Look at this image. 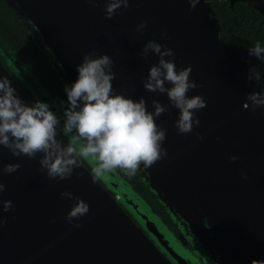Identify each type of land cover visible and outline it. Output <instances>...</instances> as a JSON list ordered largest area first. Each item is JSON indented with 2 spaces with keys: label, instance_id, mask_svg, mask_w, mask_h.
Instances as JSON below:
<instances>
[{
  "label": "water",
  "instance_id": "1",
  "mask_svg": "<svg viewBox=\"0 0 264 264\" xmlns=\"http://www.w3.org/2000/svg\"><path fill=\"white\" fill-rule=\"evenodd\" d=\"M3 1L63 85L76 79L83 54L95 50L94 55L106 53L113 61V94L143 97L153 113V100L166 107L154 119L167 130L162 142L167 155L147 168L141 162L134 175L179 234L116 169L98 176L103 186L76 156L69 177L50 178L40 165L43 151L14 156L0 145V182L6 186L0 201L10 199L14 205L5 212L0 204V219L7 218L0 225V264H251L254 258L264 264V106L243 107L248 93L264 87L251 70L252 55L238 52L221 36L212 6L220 0H199L193 8L188 0H129L111 18L102 10L108 0H96L95 7L88 0ZM228 1L232 9L238 2L248 4L264 22V0ZM142 19L148 23L138 29ZM148 40L174 49V56L165 59L174 60L178 71L191 65L189 79L199 86L186 95L203 93L207 102L196 110L200 123L192 132H177L173 121L179 109L166 92L144 87L149 68L160 59L152 49L145 52ZM14 59L24 67L19 57ZM0 75L8 76L26 104H33L1 62ZM38 88L58 117L55 127L72 143L77 134L75 129L64 132V108L41 84ZM197 133L204 139L197 140ZM55 138L67 146L57 132ZM82 143L78 139L73 147ZM231 155L238 159L231 161ZM82 158L92 170L97 166ZM17 162L16 171H3L6 163ZM63 191L72 196L62 197ZM78 201L86 202L88 211L72 218L81 225L75 228L66 214Z\"/></svg>",
  "mask_w": 264,
  "mask_h": 264
},
{
  "label": "clouds",
  "instance_id": "2",
  "mask_svg": "<svg viewBox=\"0 0 264 264\" xmlns=\"http://www.w3.org/2000/svg\"><path fill=\"white\" fill-rule=\"evenodd\" d=\"M88 2L96 6V0ZM198 2L199 0H188L189 7H195ZM121 5L127 8L129 0H108L102 7L105 17L111 18ZM147 23L146 19H142L137 28L144 29ZM161 37H167L166 31L161 32ZM148 49L158 53L160 59L157 65L149 68L148 76L143 82L144 87L150 91L166 92L169 102L179 109L178 119L173 121L177 132H192L194 125L200 123L196 110L205 107L207 102L203 93L191 97L186 95L189 89L199 86L197 81L189 79L191 65L178 71L174 60L165 59V56H174V49L156 40L147 41L144 45L145 52ZM94 52L95 50L83 54L82 62L76 65V79L70 85L64 84L68 107L65 108L63 130L69 133L75 129L77 135L72 137L71 144L63 147L55 138L58 117L49 104L41 100H36L32 105L26 104L8 76L0 75V145L8 148L14 156L34 157L37 152L43 151L45 155L41 158L40 165L47 169L50 178L58 177L63 180L69 177L73 166L77 164V155L97 162V166L93 168L97 176L117 167L126 170L128 175H133L141 162L147 168L167 155V150L162 147L167 130L158 126L154 119L166 107L153 100V113L146 110L143 97L134 100L123 94H113V61L106 53L94 55ZM248 53L260 58L264 54V44L257 41L248 48ZM255 78L260 79L258 72L255 73ZM166 81L170 87H166ZM250 104L253 109L264 106V89L247 94L243 107L247 109ZM78 139L85 143L78 148L73 147ZM203 139L197 133V140ZM229 159L236 161L238 157L231 155ZM19 167L18 162L6 163L3 171L11 173ZM241 176L247 179L246 172H241ZM5 187L0 182V193ZM61 196L70 197L72 193L63 191ZM0 204L5 212L14 207L10 199L2 200ZM87 211L88 204L78 201L66 214V219L75 228H79L80 223L74 222L72 218L83 216ZM6 219H0V225ZM251 264H257V259L254 258Z\"/></svg>",
  "mask_w": 264,
  "mask_h": 264
},
{
  "label": "trees",
  "instance_id": "3",
  "mask_svg": "<svg viewBox=\"0 0 264 264\" xmlns=\"http://www.w3.org/2000/svg\"><path fill=\"white\" fill-rule=\"evenodd\" d=\"M212 6L214 14L221 26V36L232 48L241 53L244 50L248 51V48L257 41L264 44V22H262L263 18L258 11L242 2L236 3L234 9H232L228 0L213 2ZM0 48L4 49L5 54H8L7 51L11 50V53L15 54L13 57H19L21 63L30 68L32 74L36 79L38 78L40 80L48 90V93L57 100L59 105L64 110L68 107L64 85L52 70L47 56L37 48L27 30L17 21L12 9L3 0H0ZM4 52L3 50L0 52L1 63H3V60L4 62L7 61ZM252 58L255 62L250 63L251 70L260 74V79L264 87V54L260 58L252 55ZM62 139L67 145L70 144L64 138ZM77 156L79 157V155ZM115 169L121 177L124 176L128 180V183L133 186L132 188L136 193L138 192L146 198L152 204L154 210H158L162 214L164 221L170 228L174 229L176 227L164 207L157 202L155 196L152 195L148 187L137 176L134 174L128 175L126 170L118 167ZM153 213L156 214L154 211ZM160 218L162 219V217Z\"/></svg>",
  "mask_w": 264,
  "mask_h": 264
},
{
  "label": "flooded vegetation",
  "instance_id": "4",
  "mask_svg": "<svg viewBox=\"0 0 264 264\" xmlns=\"http://www.w3.org/2000/svg\"><path fill=\"white\" fill-rule=\"evenodd\" d=\"M1 50H3V52H4V49L3 48H0V52H1ZM8 52V54H5V52H4V54H5V57H6V59H7V61H5L4 62V60H3V66L7 69V71L9 72V74L11 75V77L14 79V81L18 84V86L22 89V91L27 95V97L32 101V103H34L36 100H41V101H44L46 98L43 96V93H42V91L38 88V86L40 85V84H42L41 82H40V80L37 78V80L39 81V83H37V81L35 80V78L33 77V74H32V71L30 70V68H28L26 65H24V67H19L18 66V63H17V60H15L14 59V55L15 54H12L11 53V50H8L7 51ZM11 57H13V58H11ZM26 71H31L30 72V74H26L25 72ZM42 86H43V88H42V90L43 91H45V92H48V90L46 89V87L42 84ZM52 96V95H51ZM53 97V96H52ZM56 132H57V134L61 137V139L62 138H64L66 141H68L70 144H71V142L66 138V137H64L59 131H58V129L56 128ZM63 140V139H62ZM64 141V140H63ZM78 157V156H77ZM79 158L81 159V161L84 163V165L86 166V168L94 175V177L98 180V182L101 184V185H103V186H105V184H104V182H103V180L100 178V177H98L94 172H93V170L90 168V166L89 165H87L85 162H84V160H83V158H82V156H79ZM127 182H128V180L124 177V176H122ZM133 187V186H132ZM138 193V192H137ZM139 194V193H138ZM140 195V194H139ZM118 196V195H117ZM141 197H143L142 195H140ZM144 198V197H143ZM145 199V201H146V203L148 204V205H150L151 206V208H152V210L157 214V215H159L160 217H162V219H163V221H164V218H163V216H162V214L161 213H159V211L157 210H154V208H153V206H152V204L150 203V202H148V200L146 199V198H144ZM125 212L127 213V214H129L131 217H132V220L137 224V226H140V223L137 221V219H135L133 216H132V214L128 211V210H125ZM165 222V221H164ZM166 223V222H165ZM167 224V223H166ZM168 225V224H167ZM169 226V225H168ZM169 228H170V226H169ZM170 230L173 232V233H175V234H179V231H178V229H177V227H175L174 229H172V228H170ZM143 232H145V231H143ZM146 233V232H145Z\"/></svg>",
  "mask_w": 264,
  "mask_h": 264
},
{
  "label": "rangeland",
  "instance_id": "5",
  "mask_svg": "<svg viewBox=\"0 0 264 264\" xmlns=\"http://www.w3.org/2000/svg\"><path fill=\"white\" fill-rule=\"evenodd\" d=\"M20 67V66H19ZM21 68V67H20ZM26 74H27V72H25ZM186 247H187V245H186Z\"/></svg>",
  "mask_w": 264,
  "mask_h": 264
}]
</instances>
